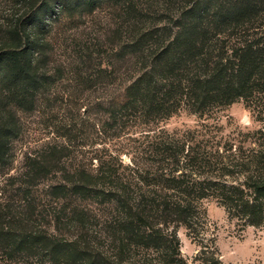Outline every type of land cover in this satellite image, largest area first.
Masks as SVG:
<instances>
[{
	"label": "trees",
	"instance_id": "16d2710c",
	"mask_svg": "<svg viewBox=\"0 0 264 264\" xmlns=\"http://www.w3.org/2000/svg\"><path fill=\"white\" fill-rule=\"evenodd\" d=\"M6 3L16 11L0 30L3 264H187L180 229L202 264H220L208 201L264 226V125L225 135L210 122L243 102L264 124V0H49L53 15L99 12L104 24L94 42L74 40L68 63L49 58V75L32 45L13 44L48 0ZM42 103L49 144L7 176L18 113ZM181 112L199 122L161 127ZM83 136L99 146L87 162L73 151Z\"/></svg>",
	"mask_w": 264,
	"mask_h": 264
},
{
	"label": "rangeland",
	"instance_id": "374dc122",
	"mask_svg": "<svg viewBox=\"0 0 264 264\" xmlns=\"http://www.w3.org/2000/svg\"><path fill=\"white\" fill-rule=\"evenodd\" d=\"M55 1L50 0V3ZM57 10L59 11L60 7ZM13 11L16 10L11 9L10 3H6L1 7L0 30H7L13 26L8 25ZM15 13L23 14L24 9ZM60 13L53 15L49 11L48 0L46 7L39 11L37 21L20 25L23 32L13 42L18 47H23L27 43L32 45L33 51L29 53H33V59L39 61V66L41 69L46 70L47 75H49V58L52 61L58 59L68 63L72 59L70 48L74 40L92 43L97 38L96 30L100 29V25H104L100 21L99 12L95 13L93 17L82 14L80 19L75 18L74 20L68 19V17L63 18ZM55 25L80 26L79 28L62 31L57 27L54 28ZM49 28L52 29L51 33L54 40L57 38L50 51V57ZM0 41L9 42L8 34L1 33ZM65 45L68 46L66 51H64ZM29 53L28 57L31 56ZM18 116L21 125V136L14 144V163L7 176L15 175L22 168L26 156L38 153L49 144V106L47 109L45 104L42 103L36 106L33 112H19ZM198 122L196 116L181 112L163 122L161 127L168 132H173L193 128ZM210 122L221 125L225 135H233L239 130L243 132L255 131L264 125L256 121L255 115L245 108L243 102H237L229 106L217 114L214 119H210ZM95 137L89 136L87 138L83 136L76 141L73 151H75L77 161L87 162L93 150L96 147L99 148L95 142ZM124 160L126 161L127 158L125 157ZM0 180H2L1 177ZM204 206L207 211L210 233L214 235L215 252L220 264H264V226L258 228L252 226L242 227L237 221L230 220L225 210L215 202L208 201ZM178 236L181 242V254L187 264H202L199 259V247L187 237L185 230L180 229ZM0 264H3L1 260Z\"/></svg>",
	"mask_w": 264,
	"mask_h": 264
}]
</instances>
